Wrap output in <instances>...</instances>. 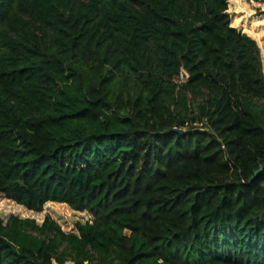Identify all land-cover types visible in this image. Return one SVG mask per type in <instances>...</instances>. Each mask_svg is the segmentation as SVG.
I'll return each instance as SVG.
<instances>
[{
  "label": "trees",
  "instance_id": "trees-1",
  "mask_svg": "<svg viewBox=\"0 0 264 264\" xmlns=\"http://www.w3.org/2000/svg\"><path fill=\"white\" fill-rule=\"evenodd\" d=\"M228 5L0 0V192L92 215L0 217V264H264L263 61Z\"/></svg>",
  "mask_w": 264,
  "mask_h": 264
},
{
  "label": "rangeland",
  "instance_id": "rangeland-1",
  "mask_svg": "<svg viewBox=\"0 0 264 264\" xmlns=\"http://www.w3.org/2000/svg\"><path fill=\"white\" fill-rule=\"evenodd\" d=\"M227 12L231 18V25L240 32L248 34L258 43L264 71V0H229ZM181 79L186 78L181 75ZM10 214L35 218L39 223L50 216L67 232L76 231L78 222L84 223L92 220V215L89 212L74 210L66 203L49 201L44 205L42 211L36 212L8 199L0 192V217L6 219ZM67 264L73 263L69 261Z\"/></svg>",
  "mask_w": 264,
  "mask_h": 264
},
{
  "label": "water",
  "instance_id": "water-1",
  "mask_svg": "<svg viewBox=\"0 0 264 264\" xmlns=\"http://www.w3.org/2000/svg\"><path fill=\"white\" fill-rule=\"evenodd\" d=\"M182 75H183L184 78L188 77V74L185 71H183ZM169 130L175 131V132H178V133H184L186 131L184 128H179V127H173V128H171ZM262 170H263V167L261 166L259 169H257L255 171V173H254V175L252 176L251 179L253 180Z\"/></svg>",
  "mask_w": 264,
  "mask_h": 264
}]
</instances>
